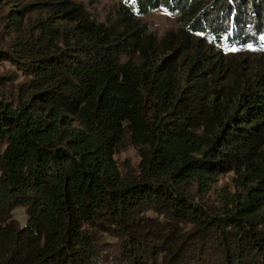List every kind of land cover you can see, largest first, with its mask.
I'll list each match as a JSON object with an SVG mask.
<instances>
[{
	"label": "trees",
	"instance_id": "1",
	"mask_svg": "<svg viewBox=\"0 0 264 264\" xmlns=\"http://www.w3.org/2000/svg\"><path fill=\"white\" fill-rule=\"evenodd\" d=\"M3 62L0 264H264V0H0Z\"/></svg>",
	"mask_w": 264,
	"mask_h": 264
},
{
	"label": "rangeland",
	"instance_id": "2",
	"mask_svg": "<svg viewBox=\"0 0 264 264\" xmlns=\"http://www.w3.org/2000/svg\"><path fill=\"white\" fill-rule=\"evenodd\" d=\"M82 1L91 12V14L99 19L110 15L112 6L116 4L119 0H77ZM140 18L150 25V29L154 31L157 35H161L169 28L178 26L177 15L174 13H169L165 9L159 8L151 13L141 15ZM0 71L10 73V85L15 86L17 83L22 81L23 77L19 71H17L14 66L7 62L0 64ZM115 159L118 164L119 169L122 172L131 171L136 169L137 163L139 162V156L136 150L131 146H126L115 154ZM211 191L208 194L209 202L217 205L218 194H223L230 196L231 193L238 192L239 188L236 185L234 175L232 173H224L215 175L210 183ZM220 195V196H221ZM13 217L21 225L25 222V210L22 206H18L13 210Z\"/></svg>",
	"mask_w": 264,
	"mask_h": 264
}]
</instances>
